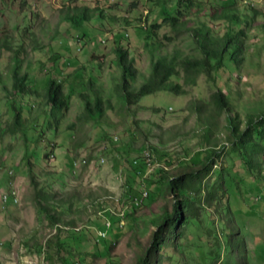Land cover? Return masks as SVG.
Masks as SVG:
<instances>
[{"label":"rangeland","instance_id":"rangeland-1","mask_svg":"<svg viewBox=\"0 0 264 264\" xmlns=\"http://www.w3.org/2000/svg\"><path fill=\"white\" fill-rule=\"evenodd\" d=\"M199 1L219 8L224 0ZM76 5L96 8L117 19L110 22L99 18L91 25L77 28L61 17L64 10ZM235 5L241 12L250 7L264 12V0H235ZM122 17H126L129 24H121ZM163 20L160 7L152 0H0V75L10 84L9 65L15 52L20 51L24 59L32 63L28 69L32 76L31 87L39 92L35 101L37 107L32 110L37 121L28 131L30 141L26 142L20 134H4L0 147V196L15 194L18 199L6 203V208L0 203V264H61L55 245L50 242L67 236V243L74 246V252H95L94 241L88 242L87 229L97 234L107 230L106 218L115 221L116 211L122 212L119 198L132 199L149 192L151 199H146L142 206L137 205L131 215L121 218L123 227L118 229L113 241L112 263L135 264L155 231L152 220L165 207L171 210L174 202L166 185H161L160 192H156L151 180L163 181L157 174L158 168L176 174L190 162H194L193 169L201 170L189 184L192 206L181 228L182 236L166 244L158 264H264V136L259 149L249 156L244 150L238 153L225 137V114L221 113L217 114L218 128L204 140L197 112L191 104L192 98L211 103L216 86L204 74L197 77L196 85L185 86L189 94L145 96L131 112L121 108L122 99H118L120 107L112 97L114 112L103 124L78 121L79 100L76 94L68 95L66 124L73 122L75 128L67 131L68 127L62 125L65 134L45 130L46 117L38 112V103L45 105L44 80L51 75L53 61L63 75V89L68 94L71 81L64 79V75L73 74L71 72L78 65L86 64L92 55L101 56L102 65L95 67L94 72L105 81L114 60V42L122 35L131 56L138 59L137 68L147 69L148 57L140 28L148 29L153 23L161 24L157 32L167 46L164 34L181 47L195 50L187 32L172 30ZM260 22L262 19L257 16L245 29L246 44L256 50L258 47L254 45L261 43V32L257 28ZM216 30L221 32V28ZM34 45L41 49L35 51ZM253 52L254 65L247 64L240 69L229 65V73L220 81L221 84L228 81L225 92L230 94L231 102L242 116L241 128L246 126L245 113L262 115L264 110V54L256 55L254 49ZM106 87L111 90L109 85ZM7 107L6 98L1 97V127L10 118ZM158 110L161 112L157 113ZM48 144L55 145L54 158L44 157L49 153ZM142 151L151 157L148 161L151 164L136 171L137 163L132 161ZM210 151H218L219 156L214 157L213 162L205 159ZM32 154L36 156L33 157L36 165L30 171L23 157ZM246 158L252 159L250 168H247ZM233 177L237 179L232 183ZM32 180L46 181L55 199L61 198L65 224L55 227L39 213ZM224 180L228 182V193ZM100 201L108 203L114 216L108 214L109 210L107 213L100 210L99 206L104 205ZM227 202L231 210L227 209ZM115 228L113 225L108 229V242L113 239ZM104 246L99 238V247ZM90 257L88 263L85 259L89 258L84 254L73 258L83 259L84 264L110 262L101 255Z\"/></svg>","mask_w":264,"mask_h":264},{"label":"trees","instance_id":"trees-1","mask_svg":"<svg viewBox=\"0 0 264 264\" xmlns=\"http://www.w3.org/2000/svg\"><path fill=\"white\" fill-rule=\"evenodd\" d=\"M152 1L155 6L160 7L164 16V23L172 30L187 32L194 44L195 50L181 47L173 38L164 34L162 37L168 41L169 46H167L157 32L161 28V24L153 23L148 29L140 28L143 32L144 51L148 57L147 69L137 68L136 61L138 59L131 56L130 47L124 45L122 40L125 37L122 35L119 41L115 40L114 42V60L111 62V67L105 81L94 72V68L98 67L101 63V56L92 55V59H89L86 64L78 65L71 72L73 74L68 73L64 75V79L71 81L68 86V94L63 89L61 79L63 75L57 70L58 66L53 61L51 63L53 67L51 75L46 77V81L44 80L45 105L41 102L38 103V112L43 117H46V122L44 123L47 126L45 130L65 134V131L61 130L63 126L68 127L67 131L75 128L76 124L73 122L66 124V114L70 103L68 95L73 96L76 94L79 100L81 111L76 116L78 121L92 120L95 123L103 124L105 121H109L110 115L114 112L112 97L115 98L118 106H120L118 99H122L124 106L120 107L127 108L131 112L133 108L139 106V101L145 96L158 93L182 96L189 94L185 86L196 85L197 77L204 74L216 86L215 92L211 95V103H204L196 100V98H192L191 100V104H193L197 112V122L203 129L202 136L204 140H208L212 136L213 130L218 128L217 114L224 113V126L227 129L225 137L231 142L233 149L237 150L238 153L244 150L248 156L250 152L258 150L261 145L260 140L264 136V110L262 111V115L261 113H245L246 126L245 128H241L242 116L231 102L230 94L225 92L228 81L222 84L220 81L224 78L225 73L228 72L229 65L237 69L245 65L247 66V64L254 65L253 49L256 51V55L264 54V12L252 7L246 8L244 12H241L236 7L235 0H224L219 8L199 0ZM257 16L261 17L262 22L257 25V28L261 32V43L259 46L254 45L258 47L256 50L246 44L245 41L248 36L245 29L250 27L251 22ZM61 17L77 28L91 25V22L99 18H104L110 22H115L117 19L115 16L105 15L101 10L96 8L78 5L64 10ZM214 22H218V24L214 25ZM120 23L127 25L129 24V20L126 17H122ZM99 26H102V24ZM92 27L100 30L98 26ZM217 28H221V32H218ZM47 37L52 38L49 35ZM33 47L35 51L41 49L37 45ZM31 66L32 63L24 59L22 52L16 51L12 56V62L8 69L11 79L10 84L0 75V99L1 97L6 98L7 110L10 115L9 120H6L2 127L0 126V147L4 143V134L9 136L20 134L26 142L30 141L28 138L29 127L37 121V117L32 116V110L36 109L35 101L39 96V92L31 87L32 76L28 72ZM87 68L88 72H86ZM262 72L264 74V66L262 67ZM79 79L81 80L80 82H78ZM106 84L111 87L110 91L106 87ZM32 99L33 101H31ZM160 112L158 110L157 113ZM54 146V144L47 145L46 149L50 154H45V158L49 155L53 158L55 157V153H52ZM218 156V151H210L207 152L205 159L208 162H213L214 157ZM243 156L245 155L243 154ZM33 157L36 158L35 154L23 157L30 171L32 170V166L36 165L33 162ZM198 158L200 159L201 157L198 155ZM150 160L151 157L142 151L132 163H137L134 166L137 171L138 168L150 165L151 162H148ZM245 162L247 163V168L253 165L251 158H246ZM192 164L194 162L181 167L180 171L176 174L170 173L164 170V168L157 169V174L161 175L163 181L151 180L154 189L156 192H160L161 185H166L168 192L174 198V202L171 210L165 207L162 213L152 220L155 231L144 253L137 258L135 264H158L161 252L166 244L172 238L182 236L181 228L185 225L187 212L192 206V200L188 196L189 184L201 171L193 169ZM235 179L237 178L233 177L231 182L233 183ZM224 182L226 193H228L226 188L228 182L226 180ZM32 184L39 213L55 227L65 224L67 220L64 217L63 202H59L61 198L58 201L55 199V193L52 192L51 186L46 181L33 182L32 180ZM237 188L239 189V186ZM147 193L146 197L142 193L140 197L133 196L134 198L132 197V199L127 198V196H124L123 199L119 198L122 212L116 211V216L118 217L113 215L112 208L109 209L108 203L104 204L103 201H100L104 204L103 206H99L100 210L102 212L106 211V213L109 210L108 214L114 216L116 219L114 221L106 218V227L111 229L115 225L116 228L112 232L113 239L109 242L107 241L110 238L108 229L105 230V236L97 234V231H93L92 229H87L89 235L88 242H91L90 239L94 241L92 247L96 250L95 252L90 250L89 252H74V246L67 243L68 236L63 239L56 238L55 242L51 241L50 244L55 245L61 264H84L82 262L83 259L73 258L83 254L89 258L85 259L86 263L90 260V255H101L109 259V264H113L112 260H110L114 248L113 241L116 238L118 229L123 227L120 224L121 218L123 219L126 214L131 215L137 205L142 206L146 199H151L152 194ZM2 195L0 196L2 208H6L11 202L14 203L13 197L15 194H12V196L8 194L10 196L8 204H3ZM104 200L107 201L109 199L107 197V200ZM135 201H138V204ZM125 202H127L126 208H124ZM227 209L231 210L229 202H227ZM107 223H109V226ZM75 232L77 231L75 230ZM85 236H83L84 239L86 238ZM99 238L104 241L105 246L103 248L99 247ZM80 246L81 244L77 245V248Z\"/></svg>","mask_w":264,"mask_h":264},{"label":"built area","instance_id":"built-area-1","mask_svg":"<svg viewBox=\"0 0 264 264\" xmlns=\"http://www.w3.org/2000/svg\"><path fill=\"white\" fill-rule=\"evenodd\" d=\"M2 201H3V204L8 203V196H6V194H4V200H2ZM135 203L138 204V201H135ZM107 225L109 226V223H107ZM121 225H123L122 222H121ZM99 235L105 236L106 232L105 231H99Z\"/></svg>","mask_w":264,"mask_h":264},{"label":"bare ground","instance_id":"bare-ground-1","mask_svg":"<svg viewBox=\"0 0 264 264\" xmlns=\"http://www.w3.org/2000/svg\"><path fill=\"white\" fill-rule=\"evenodd\" d=\"M15 193H16V192H15ZM6 196H8V202H9L10 196H9L8 194H6ZM143 196L146 197V196H147V193H143ZM2 197H3L2 200H4V194H3ZM13 200L17 202L18 199L16 198V196H14V197H13Z\"/></svg>","mask_w":264,"mask_h":264}]
</instances>
